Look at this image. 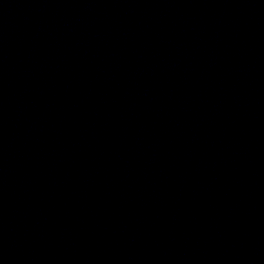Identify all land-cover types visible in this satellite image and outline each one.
I'll list each match as a JSON object with an SVG mask.
<instances>
[{
  "label": "water",
  "instance_id": "water-1",
  "mask_svg": "<svg viewBox=\"0 0 264 264\" xmlns=\"http://www.w3.org/2000/svg\"><path fill=\"white\" fill-rule=\"evenodd\" d=\"M0 264H264V0H0Z\"/></svg>",
  "mask_w": 264,
  "mask_h": 264
}]
</instances>
